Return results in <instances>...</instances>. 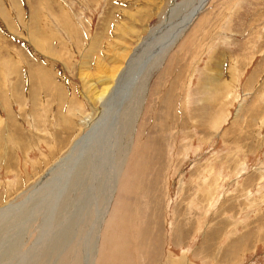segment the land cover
<instances>
[{
  "label": "rangeland",
  "instance_id": "obj_1",
  "mask_svg": "<svg viewBox=\"0 0 264 264\" xmlns=\"http://www.w3.org/2000/svg\"><path fill=\"white\" fill-rule=\"evenodd\" d=\"M172 1L0 0V209L32 194L89 131L97 94L133 54L146 65L158 56L168 34L145 40ZM159 69L95 264H264V0H209ZM116 161L96 172L100 206ZM74 190L50 219L31 217L30 242L0 264H84L90 222L70 246L50 238L81 197Z\"/></svg>",
  "mask_w": 264,
  "mask_h": 264
},
{
  "label": "bare ground",
  "instance_id": "obj_2",
  "mask_svg": "<svg viewBox=\"0 0 264 264\" xmlns=\"http://www.w3.org/2000/svg\"><path fill=\"white\" fill-rule=\"evenodd\" d=\"M208 2L209 0H189L181 4H176L175 0H173L171 7L164 15V19L158 25L160 32L157 34V37L168 34L165 40L161 42V45H158L157 47L160 50L158 51V56L155 59L150 58L146 65L142 60L136 59V54H133V56L131 55L132 57L128 60L127 66L117 73L113 86L106 87L100 95L97 94V99L100 102V113L89 131L84 133L81 138H78V140L72 145L69 153L55 162L44 177L30 189L32 190V194L25 196V199L18 204L11 202V204L0 209L1 261L9 258L12 259L10 256H13L15 248L18 249V251L20 250V252H23L21 251L23 246H26V244L30 242L31 232L29 234L28 230L32 225L31 219L35 217V215L39 217L44 216L43 218L47 216L46 218L50 219L52 213L51 209H55V207L61 209L64 200L63 198H65L62 197V195L66 192L65 190L71 188L74 190L75 188H78L81 197L75 199L73 206L71 205L69 210L64 208L66 215L64 214V223L58 233V238H56L57 235L55 234L51 235L50 238L52 236L53 238L55 237V239L62 238V241L68 243L67 246H70L76 242L85 223L90 222V226H86L87 232L86 237H84L85 245L83 247L86 252L84 256V264L96 263L101 240L99 228L103 225L112 202H117V200H113L117 193L116 191L119 188L118 177L126 162V156L130 150L134 132L138 129V121L140 120V115L148 97L147 93L149 91L150 78L152 74L155 71L157 72V70L163 65L175 44H177L179 39L183 36L185 30H187V28H189V26L198 18ZM182 13L186 14L182 19H179V21L182 22L180 25L179 23L177 24L179 28L177 30L173 29V31L170 30L168 25L173 23V17H182ZM181 28L183 29L181 30ZM170 32L173 33L169 34ZM152 33L153 30L149 35H152ZM157 37H155V39ZM147 43L148 40L146 39L145 44ZM149 55L150 54H148V56ZM128 79L134 80L132 83L133 85H125V82ZM128 94H132V99L130 103L128 102L124 107V97L126 95L128 96ZM118 104H120V110H118ZM112 109L113 111L110 113L109 111ZM106 114H109L110 116L108 117ZM103 152L105 153L103 154ZM112 156L113 158H116L117 161L113 164V171L110 172V178L107 179L104 188L101 191L98 190V193H102V191L104 193H102L103 195L101 194L102 197L104 196V201L100 206L98 203L100 196L95 192L96 190L94 191L98 186V183H100V173L96 172L101 163L103 166L106 164L109 165ZM87 183H89V185H87ZM98 188L99 187H97V189ZM95 193L99 196L98 198ZM34 205L42 207L38 210L34 208L36 211L33 212L29 206L32 207ZM46 206L48 207L46 208ZM91 213L94 215L93 219H91ZM45 222L48 223L47 220ZM42 225H44V223ZM42 229L40 228L38 236H35L36 238L34 242L28 249L29 251L36 248L35 246L38 243L37 240L40 237ZM92 232L94 234L93 238ZM41 237L43 236L41 235ZM42 239H44V237ZM54 241L55 240L53 239V242ZM53 242L51 241L50 243L52 246H54V244L57 245L58 241L56 240L54 243ZM39 244L41 245V243ZM88 247L92 248L91 252H88ZM28 250H25L26 256ZM20 254L18 253V255Z\"/></svg>",
  "mask_w": 264,
  "mask_h": 264
},
{
  "label": "water",
  "instance_id": "obj_3",
  "mask_svg": "<svg viewBox=\"0 0 264 264\" xmlns=\"http://www.w3.org/2000/svg\"><path fill=\"white\" fill-rule=\"evenodd\" d=\"M185 26H186V24H185ZM160 32V30L158 29V26L157 27H155L154 29H153V33H152V35H149V37H147V40L149 41V42H151L152 40H154L155 39V37H157V34ZM154 35V36H153ZM151 36H152V38H151Z\"/></svg>",
  "mask_w": 264,
  "mask_h": 264
}]
</instances>
